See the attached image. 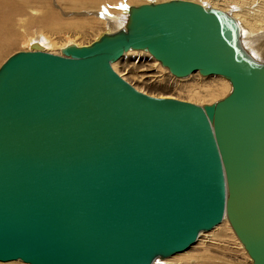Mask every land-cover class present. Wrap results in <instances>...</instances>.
Wrapping results in <instances>:
<instances>
[{"label":"water","instance_id":"1","mask_svg":"<svg viewBox=\"0 0 264 264\" xmlns=\"http://www.w3.org/2000/svg\"><path fill=\"white\" fill-rule=\"evenodd\" d=\"M149 52L177 78L219 75L209 104L153 96L113 68ZM226 217L264 264V60L227 12L127 7L123 27L0 65V261L152 264Z\"/></svg>","mask_w":264,"mask_h":264},{"label":"rangeland","instance_id":"2","mask_svg":"<svg viewBox=\"0 0 264 264\" xmlns=\"http://www.w3.org/2000/svg\"><path fill=\"white\" fill-rule=\"evenodd\" d=\"M161 1L166 0H11V2L9 0L10 4L7 6L3 0H0V7L4 9L15 6L21 8L17 12L18 15L10 17L12 20H9V27H11L14 34L7 41H14V43L7 51L0 54V65L11 54L20 50H28L27 45L29 42L38 36L52 43L51 47L53 46V48L70 43L76 45L90 44L103 33L115 31L122 26L118 22L123 13L126 15L125 8L127 6ZM191 1L210 5L215 0ZM120 5H126V7H120ZM30 9H35L36 13H32ZM54 14L55 16H52ZM42 18L44 19L40 21ZM37 21L40 24L36 23ZM10 23H12V26ZM252 36L247 37L248 42L244 37V43L256 56V59L263 61L264 30ZM46 51L48 52V50ZM118 65V70L126 81L133 86L135 85V88L137 86L145 93L153 96L174 97L203 105L224 97L230 91L229 85V91L222 96L212 99L205 98L206 100L202 98L199 102H194L176 87L193 83L208 84L217 78H224L219 75L202 76L195 72V74L183 77L184 79H178L166 69H163L164 71L156 69L152 60L142 54L127 55ZM226 226L230 228L229 223ZM232 234L225 226H222L219 230L199 236L200 244L196 247L192 245L185 250L188 253L187 256H190L189 261L182 260L184 262L182 263L178 259L181 262L175 260L177 263H164L163 260L156 259L152 264H252V260H250L244 248L242 249L237 245Z\"/></svg>","mask_w":264,"mask_h":264},{"label":"bare ground","instance_id":"3","mask_svg":"<svg viewBox=\"0 0 264 264\" xmlns=\"http://www.w3.org/2000/svg\"><path fill=\"white\" fill-rule=\"evenodd\" d=\"M3 1L7 6L11 2V0H10V2H8L9 0H3ZM200 4H202L203 6H211L214 8H219V9L223 10L224 12L229 13L240 25L241 40H242L243 46L246 48V50H248L250 53H252L248 49V47L245 45L244 37L246 38V42H248L247 37H253L252 36L253 34L262 32L264 30V0H219V1L215 0L214 2L210 3V5L209 4L207 5V4L201 3V2H200ZM127 7L125 8L126 15H127ZM19 10H21V8H19L18 6H15L13 8L8 7L6 9L0 7V54L7 51L11 47V45H13V43H14V41H7L11 37H13L12 35L14 34V33H12L11 27H9V20H12V19H10V17L12 15L13 16L16 15ZM30 10L32 13H36L35 9H30ZM126 15H125V13H123L122 17L120 18V21L118 22L119 24L120 23L122 24L121 27H123L125 22H126V18H127ZM52 16H55V14ZM43 19L44 18L40 19V21ZM36 23L40 24L39 21H37ZM10 24L12 26V23H10ZM121 27H119V28H121ZM33 43H36V45L39 46L40 49H42L44 51L48 50V52H51L54 54H61V48H63V46H64L61 44L57 48H53V46L51 47L52 43H49L43 37L38 36L29 42V44L27 45V49H30V46ZM70 44H72V43H70ZM78 46H80V45H78ZM142 51H144V50H128V51H126L119 59L112 62V64H111L112 68L115 71H117L122 77L123 76L122 73L118 70V66H119L118 64L124 58H126L127 55L142 54L145 57L149 58V60H152V63L156 69H158L160 71H164L163 69L167 70V68L162 66L160 64V62L158 60H156L149 52H147V51L142 52ZM253 56L256 57L254 54H253ZM194 74H195V72H194ZM215 76H218V75H215ZM122 78H124V76ZM222 78H224V77H222ZM178 79H184V78H178ZM226 80L227 79H225V78L224 79L217 78V79H215V81L208 83V84L193 83V84H188L186 86L179 85L176 88L183 91L186 94L185 96L187 98L193 100L194 102H199L202 98L203 99H205V98H211L212 99V98H215V97L220 96V95L222 96L223 94L227 93L229 91L230 82L228 80L227 81ZM136 88H138V87L136 86ZM138 90L144 91L140 88H138ZM230 90H231V85H230ZM226 222L229 223L228 220L226 219V217H224L220 224H218L217 226H215L214 228H212L211 230H209L207 232H214V231L222 228V226H225L230 234H232V233L234 234L230 224H229V226H230V228H229L228 226H226L227 225ZM230 229L232 230V232ZM207 232H201L198 235L196 241L192 244L193 247L194 246L196 247L198 244H200L199 236H201ZM233 234H232L233 239L237 242V245L243 249L242 244L240 243V241L238 240L236 235L235 234L233 235ZM234 236H235V238H234ZM187 254L188 253H186V251L184 250L181 252H177V253L169 256V257H166L163 259H157V260H163L164 263H168V262L177 263L176 261L178 259H180L181 261L182 260L183 261L184 260L189 261L190 256H187ZM180 260H178V261L181 262ZM183 261H182V263H184ZM160 263H161V261H160ZM0 264H28V263H25V262L22 263V261L20 262V260H11V261H4V262L0 261Z\"/></svg>","mask_w":264,"mask_h":264},{"label":"snow or ice","instance_id":"4","mask_svg":"<svg viewBox=\"0 0 264 264\" xmlns=\"http://www.w3.org/2000/svg\"><path fill=\"white\" fill-rule=\"evenodd\" d=\"M120 7H126V5H120Z\"/></svg>","mask_w":264,"mask_h":264}]
</instances>
